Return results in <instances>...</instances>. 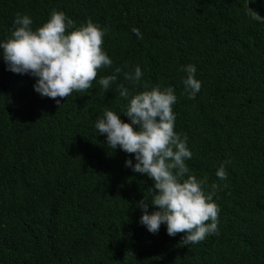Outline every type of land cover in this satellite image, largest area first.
I'll return each instance as SVG.
<instances>
[{
	"label": "trees",
	"instance_id": "trees-1",
	"mask_svg": "<svg viewBox=\"0 0 264 264\" xmlns=\"http://www.w3.org/2000/svg\"><path fill=\"white\" fill-rule=\"evenodd\" d=\"M53 9L75 26L98 24L112 65L58 105L0 57V264H264V20L253 14L264 16V0H0V40L17 14L35 29ZM188 64L202 85L195 99L184 92ZM137 65L140 85L124 78ZM114 74L105 92L98 81ZM121 84L174 89V130L192 152L185 163L206 178V193L220 186L217 230L203 241L186 245L183 233L139 222L153 181L95 130L104 108L119 114L126 104Z\"/></svg>",
	"mask_w": 264,
	"mask_h": 264
},
{
	"label": "clouds",
	"instance_id": "clouds-1",
	"mask_svg": "<svg viewBox=\"0 0 264 264\" xmlns=\"http://www.w3.org/2000/svg\"><path fill=\"white\" fill-rule=\"evenodd\" d=\"M11 35L0 40V57L6 70L28 74L35 78L34 90L41 96L55 100L60 105L74 91L82 92L92 87L97 70L111 67L112 60L102 48L104 30L91 19L75 26L63 11L53 9L47 20L35 29L29 15L17 14ZM132 32L143 39L140 29ZM121 69L117 68L116 73ZM184 92L195 99L201 89L196 78V67H182ZM143 72L139 65L134 73H124L126 80L141 84ZM117 76L109 75L98 83L106 92ZM119 96L126 104L118 114L104 108L95 121V130L105 136L106 144L116 150L132 154L125 166L135 173L146 174L153 181L151 199L144 195L137 206L142 215L139 222L153 234L166 226L169 236L183 233L181 242L186 245L203 241L216 232L218 207L213 200L214 191L220 186L211 185L205 192V179H197L185 161L192 158L187 137L181 138L175 128L173 105L177 96L172 87L143 85V90L130 92L119 85ZM121 113L127 121L121 119ZM216 177L227 179L225 165L216 170ZM186 177V178H185ZM149 204L155 206L149 211ZM210 221V223H209Z\"/></svg>",
	"mask_w": 264,
	"mask_h": 264
},
{
	"label": "water",
	"instance_id": "water-1",
	"mask_svg": "<svg viewBox=\"0 0 264 264\" xmlns=\"http://www.w3.org/2000/svg\"><path fill=\"white\" fill-rule=\"evenodd\" d=\"M248 5L250 6V0H248ZM253 14L259 19V20H264V16L257 15L255 12Z\"/></svg>",
	"mask_w": 264,
	"mask_h": 264
}]
</instances>
